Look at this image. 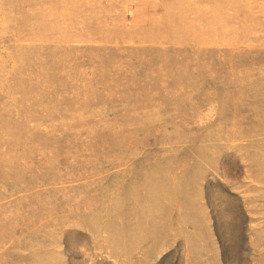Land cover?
<instances>
[{
    "label": "rangeland",
    "instance_id": "rangeland-1",
    "mask_svg": "<svg viewBox=\"0 0 264 264\" xmlns=\"http://www.w3.org/2000/svg\"><path fill=\"white\" fill-rule=\"evenodd\" d=\"M0 264H264V0H0Z\"/></svg>",
    "mask_w": 264,
    "mask_h": 264
}]
</instances>
